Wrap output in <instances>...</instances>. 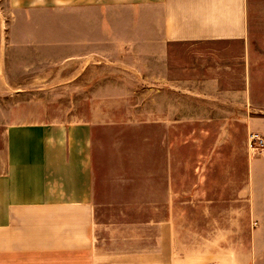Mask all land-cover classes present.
<instances>
[{"label": "crops", "instance_id": "0c3cea01", "mask_svg": "<svg viewBox=\"0 0 264 264\" xmlns=\"http://www.w3.org/2000/svg\"><path fill=\"white\" fill-rule=\"evenodd\" d=\"M7 2L57 15L22 33L73 50L65 64L136 52L138 123L156 133L138 170L99 169L111 119L13 107L0 122V264H264V150L249 148L250 132L264 137V56L248 47L247 0Z\"/></svg>", "mask_w": 264, "mask_h": 264}, {"label": "rangeland", "instance_id": "374dc122", "mask_svg": "<svg viewBox=\"0 0 264 264\" xmlns=\"http://www.w3.org/2000/svg\"><path fill=\"white\" fill-rule=\"evenodd\" d=\"M247 18L248 47L254 55L264 56V0H247ZM58 23L57 15L26 17L25 11L0 0V122L4 125L9 120L8 112L13 107L19 109L18 116L27 117L30 107L35 106L51 107L52 112L56 108L55 113L44 117L111 119L109 124L98 126L99 169L138 170L143 164L140 159L154 153L156 131L143 129L138 123V108L144 100L139 96L136 52L133 55L132 51H120V56H111L112 63L100 62L83 69L65 64L72 59L73 50L33 48V44L24 43L26 36L36 41L41 37L37 33H22L28 24L43 29ZM219 52L225 57L237 54L234 49ZM123 53L126 58H122ZM188 53L178 49L177 58L183 61ZM147 101L148 105L152 104V99ZM70 107L73 109L63 112ZM3 125H0V149ZM230 132V140L236 147L240 131Z\"/></svg>", "mask_w": 264, "mask_h": 264}, {"label": "built area", "instance_id": "2783aa9c", "mask_svg": "<svg viewBox=\"0 0 264 264\" xmlns=\"http://www.w3.org/2000/svg\"><path fill=\"white\" fill-rule=\"evenodd\" d=\"M249 148L253 155H258L264 150V137L260 133H249Z\"/></svg>", "mask_w": 264, "mask_h": 264}]
</instances>
